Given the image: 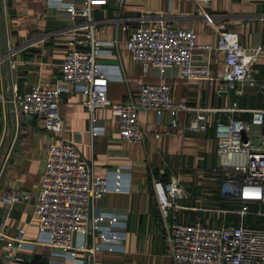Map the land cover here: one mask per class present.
<instances>
[{"label":"built area","instance_id":"1","mask_svg":"<svg viewBox=\"0 0 264 264\" xmlns=\"http://www.w3.org/2000/svg\"><path fill=\"white\" fill-rule=\"evenodd\" d=\"M113 1L120 6L123 0ZM209 1L194 0V3L199 8L201 22L213 26L218 16L208 15L199 7ZM107 2L81 0L66 7L68 26L54 32L65 35L66 41L60 78L52 87L35 85L21 94L14 88L9 100L0 95V101L11 106L16 118L40 119L43 132L54 139L63 131L57 109L60 88L63 83L70 84L78 87L83 97L81 105L89 114L97 109L109 112L116 120L120 141L129 144H140L149 133L147 128H139L136 120L139 110L150 111L156 118L165 115L171 130L181 115V133L193 135L204 134L207 120L216 115L212 127L214 169L221 178L216 195L229 206L190 208L182 204L188 194L176 178L152 180L150 189L162 225L163 252L172 264H264V227L244 223L248 218L264 219V81L253 78L264 45L245 47L235 33L221 25H215L217 36L213 47L198 45L192 30L175 28L162 15H141L135 20L136 27L129 31L124 47L130 60L140 67L142 76L150 68H176L179 80L211 81L210 57L218 55V82L235 95L241 94L240 88H234L235 84L256 88L262 95V105L249 110L235 105L216 109L190 106L173 102L166 85H139L135 100L111 104L106 96L109 80L106 67L96 63L101 50L100 43L94 40V30L100 21L92 17V10L105 7ZM258 20L264 22V13ZM110 45L115 50L116 43ZM17 52L18 49L8 47L7 53L0 57V69L5 61L9 72H15ZM113 68L122 81L118 66ZM240 114H246L247 118L242 119ZM93 123L95 120H91L90 135L95 133ZM151 135L154 139L159 137L157 133ZM112 171L109 187L106 176L91 173L74 143L59 138L49 146L30 221L37 223L38 236L43 237L50 252L62 258L57 264L65 261L85 264L95 252H113L117 241L116 218L104 219L93 212V204L101 196L120 191V170ZM28 201L29 196L21 190H12L1 198V203L10 208ZM184 212L195 213V218L185 222ZM5 221L1 220L0 229V249L3 247L8 252L3 263H26L25 254L32 252L35 244L26 241V228L9 235ZM102 224L106 230L101 228ZM89 229L97 243L74 246L75 234L83 237ZM77 252L82 253V261L76 259Z\"/></svg>","mask_w":264,"mask_h":264},{"label":"crops","instance_id":"2","mask_svg":"<svg viewBox=\"0 0 264 264\" xmlns=\"http://www.w3.org/2000/svg\"><path fill=\"white\" fill-rule=\"evenodd\" d=\"M81 0H0V57L2 42L6 51L18 49L17 68L9 72L1 65L0 95L9 100L14 88L21 94L31 86L52 87L60 78V63L65 50V35L54 32L68 26L66 7ZM200 9L208 15L218 16L215 25L235 33L245 47L264 45V22L258 20L264 13V0H210ZM199 8L194 0H123L117 6L108 0L103 8H94L92 17L100 21L94 30V40L100 43L101 54L96 63L106 67L108 73L107 99L111 104L135 100L139 85H166L170 88L173 102L207 108L253 109L262 105V95L254 87L240 85V95L228 96L223 84L218 82L220 57H210L211 81L179 80L176 68L165 70L150 68L145 76L125 50L124 42L129 31L136 27L135 20L141 15H162L173 27L190 29L198 45L213 47L217 31L215 25L201 22ZM126 23L124 26L123 24ZM115 42V50L111 42ZM118 66L120 79L113 67ZM253 78L264 81V51L258 55ZM83 97L78 87L63 83L57 106L63 124L61 134L51 138L41 128L40 119L16 118L11 106L0 101V229L6 220V231L13 235L19 228H26V241L34 243V250L25 254L26 263H60L38 236L37 223L30 221L37 188L41 181L43 161L51 144L63 139L75 144L83 162L93 175L106 176L112 186L113 171L120 170V191L108 192L93 204L94 215L107 219L116 218L114 230L117 241L114 250L95 252L85 264H172L164 255L162 225L155 208L150 189L152 180L176 178L188 194L182 204L221 208L214 198L219 183H214L218 173L214 169V141L212 127L217 116L209 117L206 132L200 135L181 133V115L174 129L166 125L167 117L156 118L152 112L139 110L136 120L139 128L149 130L140 144L120 141L116 120L106 109L89 114L81 105ZM242 119L246 114H240ZM91 120L94 135H90ZM152 133L159 134L157 139ZM12 190H21L29 201L10 208L1 198ZM200 196V198H198ZM185 222H191L195 213L184 212ZM105 225L102 224L103 230ZM97 243L90 229L82 237L75 234L73 245ZM7 250L0 249V264ZM76 259L83 255L77 252ZM65 264H69L65 261ZM78 264V263H77Z\"/></svg>","mask_w":264,"mask_h":264},{"label":"trees","instance_id":"3","mask_svg":"<svg viewBox=\"0 0 264 264\" xmlns=\"http://www.w3.org/2000/svg\"><path fill=\"white\" fill-rule=\"evenodd\" d=\"M211 198H214V200L217 202V205L219 207H227V204L226 203H223V202H220L217 198V195L214 194V196H212ZM235 206V204H232ZM245 225H248V226H260L262 225L264 227V219H253V218H248L244 221Z\"/></svg>","mask_w":264,"mask_h":264},{"label":"water","instance_id":"4","mask_svg":"<svg viewBox=\"0 0 264 264\" xmlns=\"http://www.w3.org/2000/svg\"><path fill=\"white\" fill-rule=\"evenodd\" d=\"M1 53H2L3 55H5V54L7 53V51H6V49H5V42H2ZM3 65H4V67L6 68V62H5V61L3 62ZM238 87H239V84H235L234 88H235V89H238ZM227 94H228V96L231 97V96H232V91H228Z\"/></svg>","mask_w":264,"mask_h":264},{"label":"rangeland","instance_id":"5","mask_svg":"<svg viewBox=\"0 0 264 264\" xmlns=\"http://www.w3.org/2000/svg\"><path fill=\"white\" fill-rule=\"evenodd\" d=\"M217 173H218V171H216ZM214 183L216 182V184L217 183H219L220 181H221V178H220V176H219V173H218V178H216V177H214ZM229 206V204H227V207Z\"/></svg>","mask_w":264,"mask_h":264}]
</instances>
